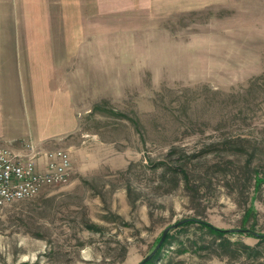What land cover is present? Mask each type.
Wrapping results in <instances>:
<instances>
[{
    "label": "rangeland",
    "instance_id": "374dc122",
    "mask_svg": "<svg viewBox=\"0 0 264 264\" xmlns=\"http://www.w3.org/2000/svg\"><path fill=\"white\" fill-rule=\"evenodd\" d=\"M89 1L35 137L71 178L0 208V264H139L181 220L143 264H264V0Z\"/></svg>",
    "mask_w": 264,
    "mask_h": 264
},
{
    "label": "crops",
    "instance_id": "0c3cea01",
    "mask_svg": "<svg viewBox=\"0 0 264 264\" xmlns=\"http://www.w3.org/2000/svg\"><path fill=\"white\" fill-rule=\"evenodd\" d=\"M159 1L113 0L109 8L108 0H90L87 10L91 12L94 6L97 14L121 13L152 7ZM178 1L191 4L190 0ZM81 2L0 0V142L3 145L21 149L28 140L38 141L51 135L53 103H59L57 95L66 93L67 63L75 56L76 42L68 36L75 28H69L66 22L83 18L86 0Z\"/></svg>",
    "mask_w": 264,
    "mask_h": 264
},
{
    "label": "built area",
    "instance_id": "2783aa9c",
    "mask_svg": "<svg viewBox=\"0 0 264 264\" xmlns=\"http://www.w3.org/2000/svg\"><path fill=\"white\" fill-rule=\"evenodd\" d=\"M71 175V157L63 148L44 149L28 140L13 149L0 142V208L64 184Z\"/></svg>",
    "mask_w": 264,
    "mask_h": 264
},
{
    "label": "trees",
    "instance_id": "16d2710c",
    "mask_svg": "<svg viewBox=\"0 0 264 264\" xmlns=\"http://www.w3.org/2000/svg\"><path fill=\"white\" fill-rule=\"evenodd\" d=\"M255 181H256V187L258 188L259 186H260V183L262 182V179L261 178H259L258 176L256 177V179H255ZM254 211H253V208H249L246 212H245V218L247 219L251 214H254L253 213ZM192 221H190V220H188V221H186V222H184V223H182L181 225H184V224H190ZM200 224H198L200 227H203V228H205L208 232H210V233H212V234H214V235H216L217 237H219V238H221V239H223V240H226L225 239V237H224V235L225 234H227L228 232L226 231V230H223V229H220V228H217V227H214V226H212V225H210V224H208V223H205V222H200V221H198ZM258 237H260L262 240H264V235L263 236H258ZM223 243H221V245H222ZM246 248H249L248 246H246ZM251 251H250V255H255V251L253 250V249H250Z\"/></svg>",
    "mask_w": 264,
    "mask_h": 264
},
{
    "label": "water",
    "instance_id": "95a60500",
    "mask_svg": "<svg viewBox=\"0 0 264 264\" xmlns=\"http://www.w3.org/2000/svg\"><path fill=\"white\" fill-rule=\"evenodd\" d=\"M183 222H185V220L178 221V222H176V223H174V224H172V225L166 227V228L163 230L162 235H161V238H160L158 244L156 245V247H155V248L153 249V251H152L149 255H147V256H146V257H145V258H144L139 264H143L144 262H146L148 259L151 258V256L156 252L157 248L159 247V245L161 244V242H162L163 239L165 238V235H166V233L169 231L170 228L177 227L178 225L182 224ZM243 231H248V232H249V230H245V229H244ZM22 264H24V263H22Z\"/></svg>",
    "mask_w": 264,
    "mask_h": 264
}]
</instances>
